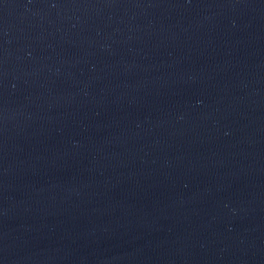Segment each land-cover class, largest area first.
Returning <instances> with one entry per match:
<instances>
[{"label":"water","instance_id":"95a60500","mask_svg":"<svg viewBox=\"0 0 264 264\" xmlns=\"http://www.w3.org/2000/svg\"><path fill=\"white\" fill-rule=\"evenodd\" d=\"M0 264H264V0H0Z\"/></svg>","mask_w":264,"mask_h":264}]
</instances>
